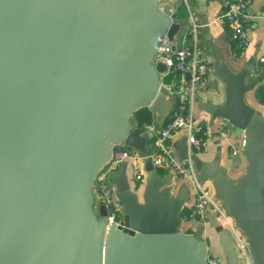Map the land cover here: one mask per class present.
<instances>
[{"label": "water", "instance_id": "water-1", "mask_svg": "<svg viewBox=\"0 0 264 264\" xmlns=\"http://www.w3.org/2000/svg\"><path fill=\"white\" fill-rule=\"evenodd\" d=\"M174 1L0 0V264H208L212 246L220 264H264V115L247 99L250 66L235 71L211 48L223 101L198 105L241 139L244 169L230 178L232 159L221 165L217 150L205 162L185 136L176 155L210 183L244 250L223 228L206 235L213 222L191 219L184 232L189 190L166 194L172 175L158 176L149 158L141 190L125 164L112 178L118 225L97 205L96 179L114 148L149 153L132 114L171 113L165 65L154 58L159 40L174 42L187 24L167 9Z\"/></svg>", "mask_w": 264, "mask_h": 264}, {"label": "built area", "instance_id": "built-area-1", "mask_svg": "<svg viewBox=\"0 0 264 264\" xmlns=\"http://www.w3.org/2000/svg\"><path fill=\"white\" fill-rule=\"evenodd\" d=\"M179 3L184 5L187 13V25L184 28V33L181 36L178 34L174 42L163 36L159 40L154 58L155 62L165 65L160 89L166 94L175 93L177 103L174 111L171 112L172 117L164 127L158 128L153 123L144 126V133L149 138L155 137V141H157L153 151H149L147 155H141L132 149L117 146L113 150L110 162L98 174L96 179L97 199L99 204H103L105 207L108 224L118 225L122 217L121 209L117 207L118 198L112 183L113 176L119 166L125 164L131 172L133 180L142 183L146 173L144 161L147 158L155 169L170 172L173 177L188 183L194 199L192 205L188 206L191 219L202 222L209 207L215 205L209 192L198 181L192 162L189 159L183 161L177 159L168 143L174 132L183 130L191 153L197 154L203 148L202 135L205 132L192 119L190 107L195 101L196 94L206 89L211 66L209 60L198 52L195 45L190 46L184 43L177 45L180 42L179 37L195 39L198 30V23L193 13V0H179ZM167 9L175 15V6H168ZM217 18L229 26L230 38L238 48L245 49L249 46L246 33V26L252 19L249 12V0H220ZM173 44H175V49H172ZM258 64L264 67V55L258 59ZM166 76H170L172 79L169 82H163V78ZM174 76H178V80L173 78ZM232 154L236 155L237 150ZM217 211L233 229L238 248L244 250V241L235 232L221 204H218ZM207 262L208 264H220V261L214 257H207Z\"/></svg>", "mask_w": 264, "mask_h": 264}, {"label": "crops", "instance_id": "crops-1", "mask_svg": "<svg viewBox=\"0 0 264 264\" xmlns=\"http://www.w3.org/2000/svg\"><path fill=\"white\" fill-rule=\"evenodd\" d=\"M198 2L199 0H193V13L198 23L196 38L193 39L191 37H186L182 39L181 37H179L180 42H178L177 44L180 45L181 43H184L190 46L195 45L198 52L201 55L205 56L211 64L207 87L205 90L200 91L196 94L195 101L190 107L192 119L196 124H199L205 132V134L202 135L204 141L203 148L197 154L201 160L207 162L211 161V159L214 157L215 152L218 150L221 165L228 164L229 160L232 159V165L226 171L227 175L230 178L235 179L242 173L244 169V160L240 155L241 139L232 136V129L227 125L225 121L219 119L212 120L210 114L206 111L201 110L198 103L201 101H205L219 104L223 101L224 88L213 72V59L211 56L212 51H207L211 48L216 52H220L223 55L227 65L235 71L239 70L244 65L250 66L249 74L247 76V82L251 86V90L247 94V99L251 105H253L256 109H259L262 115H264V103L259 100V90L264 88V67L259 66L258 64V59L262 55H264V0H249V12L252 15L251 21L246 26L249 46L245 49H240V52L238 54H236L233 50V43L230 38L229 26L226 23L219 21L217 18L218 12L220 10V0H207L206 25H201L200 23L202 15L199 12ZM178 5L184 7L182 3H179V0H175V10ZM176 19L187 21L186 10L184 16H180V18L176 17ZM183 33L184 30L179 34V36H181ZM167 96L172 102V112L175 109L177 98L175 93L167 94ZM170 116L171 113L165 118L158 121L156 116L154 115V121L152 123L162 128L164 127L163 124L165 120ZM133 121L135 122L134 119ZM184 136L185 132L183 130H179L174 132L168 140V143L171 145V149L173 150L176 158V144ZM156 142L157 141H155V138L154 140L148 138L149 151H153L156 148ZM236 150L237 154L233 155L232 152ZM127 174L131 188L136 191L141 190L144 181L142 183L135 182L128 168ZM169 174L171 173L164 171V174L160 175V177H164ZM200 183L209 192L211 198L213 199V189L210 183ZM183 184L187 186L190 194L189 202L185 205L186 207H188L191 206L194 201L193 194L189 188L188 183L182 181L180 178L173 177L172 175V179L167 183L166 189L164 191L166 194H174L178 187ZM213 201L215 205H211L209 207L208 213L204 218V220L206 219L207 221H202V223H204L208 228L209 224L213 222V229H207L206 235L213 234L214 228L217 229L219 227L227 231L232 242H236L233 229L227 224V222L224 221L223 217L217 211V206L220 203L215 200ZM215 202L218 204H216ZM97 205H99L98 199ZM188 226L190 229V225H186V227ZM209 252L221 263L222 257L220 249L217 246L209 247Z\"/></svg>", "mask_w": 264, "mask_h": 264}, {"label": "trees", "instance_id": "trees-1", "mask_svg": "<svg viewBox=\"0 0 264 264\" xmlns=\"http://www.w3.org/2000/svg\"><path fill=\"white\" fill-rule=\"evenodd\" d=\"M183 6L178 5L176 8V13H175V17L180 18V16H184L185 14V10ZM233 43V50L236 54H238L240 52V48H238V46L236 45V43L234 41H232ZM173 78H175L176 80H178V76H174ZM172 78L170 76H166L163 78V82H169ZM259 100L264 103V88L259 90ZM174 111V110H173ZM133 119L135 120L136 125L141 129L144 130V125L146 124H150L154 121V115L153 113L150 111L149 108L144 107L136 112H134L132 114ZM172 117V115L170 117H167V119L165 120L163 126H165V124L170 120V118ZM158 127V126H157ZM160 128V127H158ZM155 137H151V140H154ZM156 174L158 176L163 175L164 171L160 170V169H156ZM180 217L182 218V220L184 221V225H183V231L186 233L190 232L189 226L186 227V225H189V222L191 221V217H190V209L189 207H184L181 212H180ZM211 257H213V255H210Z\"/></svg>", "mask_w": 264, "mask_h": 264}, {"label": "bare ground", "instance_id": "bare-ground-1", "mask_svg": "<svg viewBox=\"0 0 264 264\" xmlns=\"http://www.w3.org/2000/svg\"><path fill=\"white\" fill-rule=\"evenodd\" d=\"M144 126H145V125H144ZM141 132L144 133L143 130H141ZM144 134H145V133H144ZM147 137H148V136H147ZM148 138H149V137H148ZM154 169H155V168H154ZM155 171H156V169H155ZM145 174H146V173H145ZM113 185H114V184H113ZM121 218H122V217H121ZM240 237H241V235H240ZM241 238H242V237H241ZM242 239H243V238H242ZM207 257H211V256H209L208 253H207Z\"/></svg>", "mask_w": 264, "mask_h": 264}, {"label": "rangeland", "instance_id": "rangeland-1", "mask_svg": "<svg viewBox=\"0 0 264 264\" xmlns=\"http://www.w3.org/2000/svg\"><path fill=\"white\" fill-rule=\"evenodd\" d=\"M208 255L210 256V255H212V254L208 251Z\"/></svg>", "mask_w": 264, "mask_h": 264}]
</instances>
